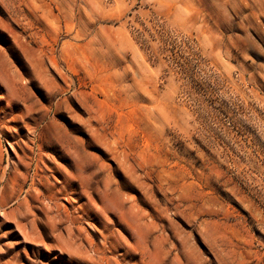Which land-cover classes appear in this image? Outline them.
Here are the masks:
<instances>
[{"label":"rangeland","instance_id":"1","mask_svg":"<svg viewBox=\"0 0 264 264\" xmlns=\"http://www.w3.org/2000/svg\"><path fill=\"white\" fill-rule=\"evenodd\" d=\"M0 264H264V0H0Z\"/></svg>","mask_w":264,"mask_h":264}]
</instances>
